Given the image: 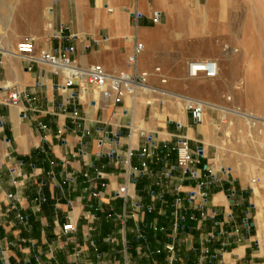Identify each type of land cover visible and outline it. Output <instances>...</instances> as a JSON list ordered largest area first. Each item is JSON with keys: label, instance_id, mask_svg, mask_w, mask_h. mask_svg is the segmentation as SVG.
Here are the masks:
<instances>
[{"label": "crops", "instance_id": "obj_1", "mask_svg": "<svg viewBox=\"0 0 264 264\" xmlns=\"http://www.w3.org/2000/svg\"><path fill=\"white\" fill-rule=\"evenodd\" d=\"M220 1L33 4L42 9L35 51L114 73L131 70L141 43L136 68L151 88L114 103L19 55L24 37L0 49V264H264V164L238 160L211 100L199 119L185 107L192 85L218 78L190 77L187 62L228 54L204 31ZM12 88L17 106L7 104ZM178 137L193 156L202 150L188 171L176 163Z\"/></svg>", "mask_w": 264, "mask_h": 264}, {"label": "rangeland", "instance_id": "obj_2", "mask_svg": "<svg viewBox=\"0 0 264 264\" xmlns=\"http://www.w3.org/2000/svg\"><path fill=\"white\" fill-rule=\"evenodd\" d=\"M37 1L0 0V49L11 47L12 38L34 33L42 15V9L33 7ZM214 7L209 10L215 19L204 31L221 39L216 41V52L228 54L219 59L216 81L192 85L186 97L197 102L211 100L205 102L226 128L225 137L238 160L264 164V0H221ZM210 55L217 60L214 51ZM217 106L230 112L222 116ZM231 111L256 117L248 123ZM4 153L5 143L0 139V164Z\"/></svg>", "mask_w": 264, "mask_h": 264}, {"label": "built area", "instance_id": "obj_3", "mask_svg": "<svg viewBox=\"0 0 264 264\" xmlns=\"http://www.w3.org/2000/svg\"><path fill=\"white\" fill-rule=\"evenodd\" d=\"M152 21L157 23L160 18L158 11L154 10L151 13ZM143 46L141 43H135L133 51L127 57V63L131 67L129 71H119L114 73L107 72L101 65L92 64L84 70H77L73 67L69 57L65 55H57L45 49L35 51L33 41L29 37H25L22 41L16 44V51L19 55L26 57L30 61L46 63L56 71H63L65 73V85L71 86L79 78L84 82L86 87L97 90L103 99H110L114 103H119L127 95H135L138 91H148L151 87L147 83L148 72L138 71L136 68L137 55L141 52ZM65 51L70 52L71 48H65ZM217 62L210 58L194 59L187 62V74L191 77H207L214 78L217 76ZM153 71L160 72L159 66H155ZM164 82L165 79L161 78ZM19 92L12 88L7 97V104L10 106H17L19 104ZM203 103L201 101L191 100L186 97L185 107L192 112L195 119H199L203 110ZM139 134L144 136V132ZM149 139V137H146ZM176 163L184 171H188L189 167L197 162L198 157L202 155L201 148L195 150V155L189 148V144L184 137H178L175 146ZM192 176H195L193 173ZM118 195L123 199H127V186L123 185L118 190ZM12 197V194H8ZM22 219V216H19ZM74 229L72 223L64 224L62 227L63 233H67ZM141 234H138L140 237ZM166 250L172 251L174 246L172 243L166 244ZM89 264V263H86Z\"/></svg>", "mask_w": 264, "mask_h": 264}, {"label": "bare ground", "instance_id": "obj_4", "mask_svg": "<svg viewBox=\"0 0 264 264\" xmlns=\"http://www.w3.org/2000/svg\"><path fill=\"white\" fill-rule=\"evenodd\" d=\"M215 61L217 62V60H215ZM216 64H217V67H218V70H217V74H218V72H219V64H218V62ZM205 105L206 104L203 103V107ZM217 108L221 111L222 116H224L226 113L230 112V110L228 108H225V107L217 106ZM233 112L236 115H241L242 117L246 118L248 123H250L252 120H255V117H256L254 114H250V113L231 111V113H233Z\"/></svg>", "mask_w": 264, "mask_h": 264}]
</instances>
